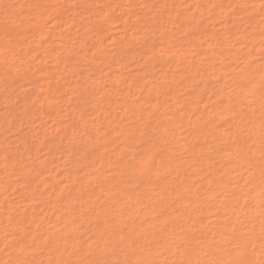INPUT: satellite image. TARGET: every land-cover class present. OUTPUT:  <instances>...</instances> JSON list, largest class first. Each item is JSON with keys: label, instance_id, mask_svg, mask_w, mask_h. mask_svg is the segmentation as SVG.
<instances>
[{"label": "bare ground", "instance_id": "6f19581e", "mask_svg": "<svg viewBox=\"0 0 264 264\" xmlns=\"http://www.w3.org/2000/svg\"><path fill=\"white\" fill-rule=\"evenodd\" d=\"M4 1L0 264H264V0Z\"/></svg>", "mask_w": 264, "mask_h": 264}, {"label": "rangeland", "instance_id": "374dc122", "mask_svg": "<svg viewBox=\"0 0 264 264\" xmlns=\"http://www.w3.org/2000/svg\"><path fill=\"white\" fill-rule=\"evenodd\" d=\"M3 0H0V16H3V15H5V13L6 12H10L11 10H10V8H9V6H7V5H4L5 4V1L4 2H2ZM48 5L47 6H49V5H53L52 4V1L53 0H44ZM83 1H85V2H87V3H85V5L82 3ZM166 1V2H165ZM167 1H169V0H163V3L165 2V3H167ZM172 1V0H171ZM9 2L14 6V10L15 11H22L26 16H28L29 18H32V17H34V16H36V14H35V10L34 9H32L33 8V6H29L28 4H26V5H23V6H20L19 4H16V2H17V0H9ZM170 2V1H169ZM168 2V3H169ZM167 3V5L166 6H169V4ZM111 3H109L108 2V0H64V4H63V8L62 9H60L58 12H61V13H63V14H60V16H61V19H63V20H68V17L67 16H70L69 14L70 13H73V12H79L80 13V16H81V18H83L84 20H81L80 21V23H81V25H85L86 23L87 24H89V25H93L92 27L93 28H96V24H98L99 22H98V20H101V17L100 16H88L87 14H85V9L88 7V6H91V8H96L97 10H99V11H104L109 5H110ZM178 6V4L176 3L175 4V6L174 7H177ZM171 7V6H170ZM170 7H168V8H170ZM167 7H165V8H163V10H164V12H163V23L164 24H167L168 23V19H169V16H168V14H169V12L167 11V9H166ZM13 9V8H12ZM47 15H49V13L47 14L46 13V11H44L43 12V18L45 19L46 17H47ZM80 16H78V17H80ZM150 17V16H149ZM20 18V17H19ZM18 24L19 23H17V24H15V26L17 27V29H19L20 28V26H18ZM113 24L114 23H112V24H110L109 23V26H113ZM115 24H117V23H115ZM48 25H52L51 23H49ZM167 29H169V27H167ZM178 29L176 28V31H177ZM98 31V29L96 30H94L93 31V33L92 34H95L96 32ZM114 31H117V30H113V31H110V34H112V33H114ZM101 34H103V32H101ZM179 35H181V32H180V34ZM112 36V35H111ZM19 38H21V39H23V41L25 42V43H30V44H32V46H33V48L34 49H36L39 53H41L42 55V57L41 58H43V61L44 62H46V61H50V64H54L53 63V57H51V53L52 52H55V51H58V50H61L60 49V41L59 40H55V41H53L52 43L50 42V41H48V42H46L45 43V46L47 47V49L46 50H43V49H41L40 47H39V42H38V40L37 39H35V36L33 35V32H27L26 34H22V37L20 36ZM70 38H72V36H70ZM97 38V37H96ZM76 41V40H75ZM166 38H165V35H163V47L165 46V44H166ZM19 43H21L20 42V39H19ZM6 45H8L7 44V42H4L3 43V46H6ZM24 45L25 44H23V43H21V46L22 47H24ZM92 44H89V46H91ZM139 45H136L135 47H138ZM157 47V46H156ZM9 49V48H8ZM169 50H174V48H169ZM43 51H45V52H43ZM76 51L77 52H79V49H76ZM19 52V50H15V52H14V54H18L19 56H25L24 55V53L23 54H20V53H18ZM165 52H164V49H163V54H164ZM168 54H169V56H171L172 54H174V53H172V51H169L168 52ZM46 56H48V57H46ZM128 58H130L131 59V57L130 56H127ZM138 58L140 59L141 58V61H142V63L145 65L146 63H145V59L142 57V55H139L138 56ZM76 61V60H75ZM75 61H70L72 64H74L73 62H75ZM173 62V60H170V62H169V64H171ZM113 64V63H112ZM114 67L111 69V70H113V69H117V67H118V65L117 64H114L113 65ZM146 66V65H145ZM83 68V67H82ZM165 69L166 68H164L163 69V78H164V76H165ZM111 70H109V71H111ZM54 71V70H53ZM109 71L107 72V73H109ZM111 73H112V71H111ZM78 78V76H76L74 79H77ZM27 88H29V86L27 87ZM107 89H110L109 88V86H108V88ZM90 100H92V98H90ZM94 103L95 102H93V103H91V104H89V106H92V105H94ZM40 103H38L37 105H39ZM4 105H5V103H4ZM59 109L60 110H64L65 109V107L63 106V103H59ZM35 117H37V115H35ZM93 117H95V116H93ZM19 119H21L22 118V116L20 115L19 117H18ZM25 119H23V121H24ZM64 145H65V143H64ZM64 149H66V147L64 146ZM4 163H5V161H3V163H0V167H3L4 166ZM7 169V167L5 168V170ZM14 186H17V183L16 184H14ZM14 186H11V185H9V187H14ZM8 196L10 197V198H14V195H13V191H9L8 192Z\"/></svg>", "mask_w": 264, "mask_h": 264}]
</instances>
